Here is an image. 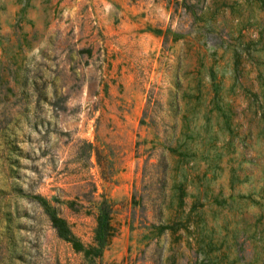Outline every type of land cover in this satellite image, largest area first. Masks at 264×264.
<instances>
[{
  "label": "rangeland",
  "instance_id": "obj_1",
  "mask_svg": "<svg viewBox=\"0 0 264 264\" xmlns=\"http://www.w3.org/2000/svg\"><path fill=\"white\" fill-rule=\"evenodd\" d=\"M0 264H264V0H0Z\"/></svg>",
  "mask_w": 264,
  "mask_h": 264
},
{
  "label": "trees",
  "instance_id": "obj_2",
  "mask_svg": "<svg viewBox=\"0 0 264 264\" xmlns=\"http://www.w3.org/2000/svg\"><path fill=\"white\" fill-rule=\"evenodd\" d=\"M37 196L41 198L44 204V212L55 233L69 242L72 249L80 252L85 259L91 260L99 256L111 237L116 233V228L111 218L112 204L103 195L96 201L95 222L91 229V238L87 242L82 241L71 231L67 220L63 216L58 215L45 198ZM157 227L161 230L163 225L158 224Z\"/></svg>",
  "mask_w": 264,
  "mask_h": 264
}]
</instances>
